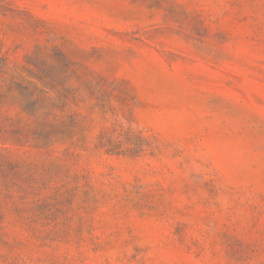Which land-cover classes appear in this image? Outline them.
<instances>
[{"label": "rangeland", "instance_id": "374dc122", "mask_svg": "<svg viewBox=\"0 0 264 264\" xmlns=\"http://www.w3.org/2000/svg\"><path fill=\"white\" fill-rule=\"evenodd\" d=\"M0 264H264V0H0Z\"/></svg>", "mask_w": 264, "mask_h": 264}]
</instances>
